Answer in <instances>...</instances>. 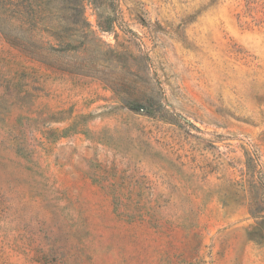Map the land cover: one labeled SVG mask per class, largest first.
Returning <instances> with one entry per match:
<instances>
[{
	"label": "rangeland",
	"instance_id": "1",
	"mask_svg": "<svg viewBox=\"0 0 264 264\" xmlns=\"http://www.w3.org/2000/svg\"><path fill=\"white\" fill-rule=\"evenodd\" d=\"M0 264H264V0H0Z\"/></svg>",
	"mask_w": 264,
	"mask_h": 264
}]
</instances>
